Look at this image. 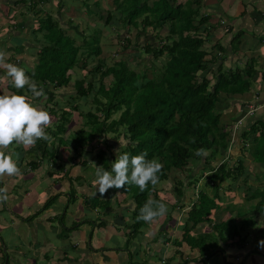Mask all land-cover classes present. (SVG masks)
I'll list each match as a JSON object with an SVG mask.
<instances>
[{"label":"trees","instance_id":"obj_1","mask_svg":"<svg viewBox=\"0 0 264 264\" xmlns=\"http://www.w3.org/2000/svg\"><path fill=\"white\" fill-rule=\"evenodd\" d=\"M177 1L112 0L114 8L105 9L101 1L84 0L87 7L83 11L93 21L88 23L86 30L78 29V32L75 29L77 37H74L60 26L59 20L50 12L44 18L39 16L46 12L42 4L51 0H31L30 10L37 16L31 30L34 34L41 33L42 41L36 38L40 42L33 53L37 62L26 65L29 68L25 69L38 86L44 88L45 94L32 97L27 86L17 90L10 84L13 93L26 94L40 108L47 107L50 113L51 123L46 127L50 139L41 138L36 142L43 159L56 163L64 150L61 154L70 160L73 159L70 145L76 148L78 155L91 146L93 151L99 148L96 156L103 163V168L110 170L112 161L117 158L115 154L110 156L114 148L110 138L123 136L127 142L118 143H122L119 152L137 155L146 151L148 159L162 163L160 182H167L171 180L170 174L174 169L191 171L194 169V166H190L191 161L202 162L203 155L197 156V149L208 152L204 155V165L200 164V167L198 164L195 169L200 168L199 172L207 175L213 195H208L204 188L197 191L198 203L190 209L187 221H192L196 226L199 223H212V212L224 200L220 194L221 187L227 180L236 181L243 175L245 161L242 158L235 160L229 154L233 142L228 139L229 132L221 123L220 108L228 102L227 97L250 91L260 72L251 61L242 69L234 68L226 61L228 48L221 38L214 39L220 29H224V24L221 21L211 23L209 14L203 13L200 7V0ZM59 5L60 8L66 5V0H59ZM114 10L118 13L115 14ZM101 21L108 27L124 28L126 33L136 30L137 38L144 42L132 44L129 34L123 37L119 32L118 37L124 40L119 43L125 49H135V55L142 59L140 64L144 61L147 63L143 69H138L139 65L133 67L123 56L112 64L107 63L102 56L105 50L101 44L102 29L98 27ZM225 24L230 33L233 27ZM74 25L72 22L70 27ZM239 36L236 34L232 43L236 44ZM82 68L85 70L82 76L79 73L74 75ZM148 71H154L155 75L150 77ZM110 76L111 83L105 88L103 80ZM73 78L80 97L87 98L93 94L94 111L84 110L75 96H71L73 100L70 104H61L56 90L68 87ZM74 112L79 113L83 121L78 131H71L72 141L71 137H65V133L74 124ZM116 113L119 116L113 118ZM79 132L81 138L77 140L75 134ZM244 137L251 139L249 147L245 148L252 150L254 160L264 163V123L254 124L249 132L244 133ZM63 140L68 143H62ZM96 142L99 146H94ZM101 144H105L106 148ZM82 163L88 165L86 160ZM198 183L199 177L196 176L189 177L188 182L185 177L180 178L174 192H162L158 184L153 186L149 183L144 191L136 185L126 184L120 189L121 193L131 194L136 203L134 222L137 228L133 232L138 233L142 226L149 223L137 220L140 209L148 200L163 201L169 206L177 202V198L187 196L191 199ZM73 191L72 200L78 193L76 188ZM250 193L248 198H260L256 209H263L264 191L252 192L250 189ZM89 198L92 206L104 202L98 197ZM220 223L213 224V229L221 234L223 231L216 230L217 226L230 222ZM164 231L159 235L167 240ZM235 232H231L232 236ZM188 236L192 246L204 249L203 235L192 236L186 225L183 240ZM0 264H12V261L5 259L4 255Z\"/></svg>","mask_w":264,"mask_h":264},{"label":"crops","instance_id":"obj_2","mask_svg":"<svg viewBox=\"0 0 264 264\" xmlns=\"http://www.w3.org/2000/svg\"><path fill=\"white\" fill-rule=\"evenodd\" d=\"M200 1V7L203 13L209 14L211 23L221 21L224 24V29H220L214 39L221 38L228 48L226 61L240 69L251 61L260 72L250 91L227 97L228 102L220 108L221 123L229 132L228 139L233 142L230 156L237 153L238 148L242 149L240 153L247 155L251 139H246L244 133L249 132L254 124L264 123V0ZM30 7L31 0H0V56L4 64L13 63L27 69L29 66L26 65L34 59L35 47L40 42L33 38L31 24L34 13ZM224 22L233 27L230 33ZM236 34L240 36L235 44L232 40ZM10 83L6 68L0 66V94L13 93ZM237 116L238 120L232 122ZM232 131L235 135L231 134ZM6 151L17 159L20 171L12 176H0V187L8 189V199L0 201V230L13 226L24 231L21 243H14L10 249V253L15 252L13 260L17 264H210L204 257L210 245L220 253L210 257L211 264H264V246L260 244L264 239L260 235L264 225H255L257 215L264 216V207L256 209L259 201L251 202L260 198H249L255 205L252 214L245 210L240 217L237 212L235 219L226 220L236 229L233 236L231 231L227 233L231 234L232 242H225V238L220 244L205 242L204 249H201L183 240L188 216L183 221L179 204L173 209L172 204L169 205L165 215L142 226L140 232L144 234L139 236L132 230L136 203L133 197L127 199L130 195L112 191L103 196L91 195L96 188L89 178L73 176L67 170L76 164H64L68 168L61 166L59 172L62 174H58L59 165L55 166L54 160L43 159L37 143L25 146L14 142ZM251 152L252 162L264 169V163L256 162ZM240 158L245 161L243 156ZM74 188L78 193L72 205ZM91 196L104 200L103 204L92 206ZM193 200L194 197L189 198V201ZM179 201L177 199V203ZM219 211L212 213L216 222L212 225L203 223L197 234L219 232L213 229V224L225 222L223 208ZM167 216L171 218L165 220ZM77 223L81 225L76 226ZM162 231L168 239L155 242L156 238L162 239L159 235ZM250 232L252 235L248 240ZM0 242H3L1 247L4 238H0ZM0 256L1 261L4 255Z\"/></svg>","mask_w":264,"mask_h":264},{"label":"rangeland","instance_id":"obj_3","mask_svg":"<svg viewBox=\"0 0 264 264\" xmlns=\"http://www.w3.org/2000/svg\"><path fill=\"white\" fill-rule=\"evenodd\" d=\"M83 1L84 0H66V5H63L60 8L59 0H51V2H48L46 4H42V5H44L42 8L46 12L39 14V16H43L42 18H44L46 16L47 12H50L54 16V18L59 20L60 26L63 27L64 29H66L67 33L71 34L74 37H77L75 29L76 30L79 29L81 31L86 30L89 26L88 23L93 21L92 20L93 18H91V20H90L89 19L90 16H88L84 13L83 8H86L87 6L83 3ZM91 1L92 2L101 1L102 5L105 9L112 8V7L114 8L112 0H91ZM183 1L184 0H178L177 3L183 2ZM114 13L117 14L118 13L117 10H114ZM35 18H37V16L35 14H33L32 20H35ZM72 22H74L75 27H70ZM96 25H97V23H96ZM31 26H32V24H31ZM92 26H95V25H92ZM98 27L100 29H102L103 37H102L101 44L104 46V50H105V53H103L102 56L105 57V60L107 61V63L112 64L117 60V58H119L120 56H123L129 60L130 64L133 67L139 65L138 69H143L146 66V64H147L146 61H144L142 64H140V61L142 59L140 60V58L135 55V49L134 48L125 49V47L121 46L122 44L119 43V41H121V42L124 41L118 37L119 32L122 33L123 37L124 36L126 37L127 34H129L128 36L132 39V44L139 42V41L144 42L143 39H141L140 37L137 38V32L135 29H132V30H130L129 33H126L124 28L123 29H117L119 27H113V26L108 27V26L103 25L102 21H101V23H99ZM79 30H78V32H79ZM32 34H34V33L32 32ZM40 36H42L41 33H36V34H34L33 38H37L38 40L42 41ZM79 42H80V38L78 40V43ZM33 62H37V59L32 58L30 60V63L33 64ZM91 62H93V60ZM94 63H96V61H94ZM241 65H243V63H241ZM78 73L82 76V74L85 73L84 68H82L81 70H77L76 73H74V75L78 74ZM148 75L150 77H152L155 75V72L154 71H148ZM99 77H100V75L98 74L97 79H99ZM111 80H112L111 76L106 77L103 80L105 88L109 87ZM86 85L87 84H85V86ZM75 87H76L75 86V79L73 78L72 82L70 83V85L68 87H64V88L56 90L57 92H59L58 96H59V98H61V100H60L61 104L62 103L66 104L69 102L71 103L73 100L71 96H75L77 102L80 103L81 106H83L82 108L84 110L86 109V110H93L94 111L96 105L93 103L94 102L93 94L91 93L90 95H88L87 98H82L77 94V91H76L77 89ZM64 100H66V101L64 102ZM49 105H51V104L49 103ZM226 108L227 107H225V109ZM45 109L47 110V107ZM118 116H119V113H116L113 116V118H117ZM237 118H238V116L234 120H232V122H234L235 120H238ZM72 120L74 121V124H72L70 126L69 130L65 133L66 138L71 137V131H78L81 128L83 117L79 113L74 112L73 116H72ZM233 131H235V129ZM233 131L231 132V134L235 135V132H233ZM75 135H76V137H78L77 140H79L81 138V132L76 133ZM111 136H113V135H111ZM71 138L73 141V137H71ZM110 139H111L112 144H114V148L112 149L113 153H110V156L113 154H115L117 156L118 155L117 150L118 149L120 150V148H121V145H119L118 143H120V142L124 143L127 141L123 136H121V138L118 137V139H114V138H110ZM101 140H102V142H104L103 137L101 138ZM61 142L62 143H68L65 140H63ZM70 142H71V140H70ZM94 146H99V145L96 142ZM70 147L72 148L70 151V155L73 156V159H70V160L67 159L66 160V158L61 154V152L64 151V150H62L59 154V161H56V163L53 161L55 166L59 165V167H60V169L57 171L58 174H62L59 172L61 170V166L62 167H64L65 165L67 166L68 162L76 164V165H73L71 169L66 167V166L65 167L68 168L67 169L68 171L70 170L69 173L73 174V176L85 175L86 177H88L89 178L88 180L90 181V183L94 184V186L97 190V186L94 183V181L96 179L95 170L98 166L103 167V163H100L98 157L96 156L99 148H97L93 151V150H91L92 147L88 146L87 150L82 155H78L76 148L73 149V146H71V145H70ZM101 147L106 148V145L101 144ZM238 149L242 150L241 148H238ZM60 150H61V148H60ZM240 150H238V152L233 154L232 156H233V158L236 156H238V158L243 156L245 161L247 160V162H245V165H243L244 166L243 175L238 177V179H236V181L227 180L223 184V186L220 189V194L224 197V200H222L224 202H220L218 204L219 205L218 208L214 210V212L217 213V212H220L219 210L223 208V212H222L223 221L230 220L232 218L235 219L238 215H239L238 217H240L245 210H248L247 212H250V214H252L254 212V209H255L253 207V206H255L253 203L258 202L260 199L252 200L251 202H253V203H251L250 199L248 198V195L251 194L250 189L252 190V192L264 191V169L261 166H258L254 162H252L251 155L249 154L250 150L249 151L247 150V152H248L247 155H245L244 152L240 153L239 152ZM207 154H208V152H207ZM107 156H109V153H107ZM205 157L206 156L203 155L201 163H200L201 160L198 162L191 161L190 166H194V169H193L194 172H193V170H191V171L190 170H183L180 172V171L174 169L173 173L170 174L171 180H169L167 182H160L157 187L162 192H165V191L174 192V189H175L174 187L176 186V183L180 178L185 177L186 181L188 182L189 177L193 178L194 176H196V177H199V183L197 184L196 193L194 191H190V192H192V194L195 193V195L193 194V197L194 198L197 197V191H199L201 188L206 189L208 195H213V188L208 183L209 179L207 178V175L206 174L202 175L201 172H199L201 170L200 168L195 169L196 165H198V164H199L198 166H200V167H201V165L202 166L204 165V162L206 160ZM83 160H86L88 162V165H82ZM65 173H66V171H65ZM84 183L85 182H82L81 184H84ZM193 186H194V183H193ZM109 191L115 192V194H122L120 189H117V188L116 189L115 188L108 189L106 194L110 193ZM78 196L80 197V195H78ZM123 196H125V195H123ZM131 196L132 195L130 194V196H128L127 199L130 200ZM183 198H185V199L177 198L178 200H180L179 203L173 202V204L171 206L172 207L171 209H173L174 207H177L178 204L180 206H182L181 207L182 211L180 214V217L182 219L187 218L189 210H190L188 207L190 205H192L191 201H189V198H187V196H184ZM73 203H74V199H73V201H71L72 205H73ZM237 212H238V215L236 216ZM172 214L175 215V213H172ZM169 218H171V216H169ZM182 219H181V221H182ZM183 221H184V219H183ZM214 222H216V221H213L212 223H214ZM212 223H210V224L212 225ZM202 224L203 223H199L196 226H193V222L189 221V222H187L186 225L190 229V234H192L193 236H198V235L200 236L201 234H197V231H199L198 229L201 228L200 225H202ZM218 224H221V223L219 222ZM259 224L264 225L263 214H262V216H260V214L257 215V221L255 224L256 227L259 226ZM80 225L81 224H78L77 226H80ZM255 225H254V227H255ZM244 227H245V225H244ZM132 228H133L132 230H135L137 228V226H132ZM181 229L184 230L185 228L184 229L181 228ZM217 229L220 231H223V233L218 235L219 232L215 231L218 234L217 233L205 234V235H203L204 242H209V243L210 242H219V244H220V242H222L223 238L226 239L225 242H232L231 236H229L227 234L229 231L232 232V231L236 230L232 226V223H229L228 225L222 224L220 226H217L216 230ZM20 230L21 229L16 230V228L13 226L4 227L3 229L0 230V238H1V240H2V238H4V240H5L4 245L0 247V250H1L0 255H5V259L9 258L8 254L10 253V249L14 246V243H15V245H17L18 242L21 243V240L24 237V233H23L24 231L23 230L20 231ZM255 230L256 231H254V232H257V229H255ZM140 231H141V229L138 231L139 236L144 234V232H140ZM157 231H159V230H157ZM251 233L252 232H250L249 233L250 235L247 237L248 240H250V236L252 235ZM181 235L183 236V231L181 232ZM260 235H261V239L264 238V228L261 229ZM189 238H190V236H188L186 238L187 242H191V239H189ZM157 241L162 242L163 239L156 238L155 242H157ZM176 241L177 240H175V242ZM1 243L3 244V242H0V245H2ZM214 248L215 247L213 245L207 246V249H208L207 252L208 253H207V255L204 256V257H206V259L208 261H210V264L212 263V260L210 257H212V256L216 257V254H220L219 252L217 253L216 250H213ZM13 254L15 255V252L10 253V260L12 261V264H17L13 260Z\"/></svg>","mask_w":264,"mask_h":264},{"label":"clouds","instance_id":"obj_4","mask_svg":"<svg viewBox=\"0 0 264 264\" xmlns=\"http://www.w3.org/2000/svg\"><path fill=\"white\" fill-rule=\"evenodd\" d=\"M0 66L6 68L7 76L15 89L20 90L27 86L32 97H41L45 94L44 88L38 86L24 67L13 63L4 64L2 56H0ZM50 123V113L37 106L26 94L20 92L0 94V176H12L20 171L17 159L6 151L8 147L14 142L28 146L35 144L41 138L49 140L46 127ZM117 151V158L112 161L110 170L102 166L96 168L94 183L97 190L91 195L103 196L108 189L113 187L122 189L126 184L136 185L144 191L149 183L156 186L160 182L163 165L156 159H148L146 151L137 155L120 153L119 149ZM196 155H207V152L197 149ZM7 199L8 189L0 187V201ZM191 203L189 209L198 203L197 197ZM167 211L166 203L150 199L140 209L137 220L151 223L155 218L165 215ZM260 244L264 246V239Z\"/></svg>","mask_w":264,"mask_h":264},{"label":"built area","instance_id":"obj_5","mask_svg":"<svg viewBox=\"0 0 264 264\" xmlns=\"http://www.w3.org/2000/svg\"><path fill=\"white\" fill-rule=\"evenodd\" d=\"M225 23V22H224Z\"/></svg>","mask_w":264,"mask_h":264}]
</instances>
